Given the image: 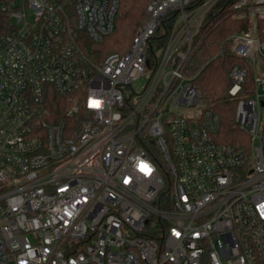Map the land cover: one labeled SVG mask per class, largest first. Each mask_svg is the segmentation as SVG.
<instances>
[{
	"label": "built area",
	"instance_id": "1",
	"mask_svg": "<svg viewBox=\"0 0 264 264\" xmlns=\"http://www.w3.org/2000/svg\"><path fill=\"white\" fill-rule=\"evenodd\" d=\"M219 1L151 0L101 58L119 0H0V264H264V0L231 7L236 145L191 69Z\"/></svg>",
	"mask_w": 264,
	"mask_h": 264
},
{
	"label": "trees",
	"instance_id": "2",
	"mask_svg": "<svg viewBox=\"0 0 264 264\" xmlns=\"http://www.w3.org/2000/svg\"><path fill=\"white\" fill-rule=\"evenodd\" d=\"M150 1L119 0L114 32L102 43L93 44L87 41L88 51L102 54L101 58H104L110 54L109 45L114 44L119 49L116 52H126L131 43L123 44L124 42H118V40L134 36L136 27L140 23L146 22V8ZM235 1L220 0L218 2L203 29L205 33L203 43L191 61L192 74L199 73L194 84L199 90L202 100L209 109L220 116L221 126L218 139L229 145H236L248 139L235 122L237 103L243 98V91L237 97H231L229 95L230 83L227 77L230 67L237 62V59L230 53L232 43L229 37L249 29L248 20L233 19L234 11L231 7ZM210 21H214V24L208 28ZM117 23L120 32L117 31ZM221 51L224 52V55L216 57Z\"/></svg>",
	"mask_w": 264,
	"mask_h": 264
},
{
	"label": "rangeland",
	"instance_id": "3",
	"mask_svg": "<svg viewBox=\"0 0 264 264\" xmlns=\"http://www.w3.org/2000/svg\"><path fill=\"white\" fill-rule=\"evenodd\" d=\"M144 23V22H143ZM143 23H140L137 27H136V29H135V32H136V30L143 24ZM117 31L118 32H120V28H119V26H118V23H117ZM135 34V33H134ZM133 37L134 36H132V37H130V38H128V39H119L118 40V42H124L123 44H126V42H128V43H131L130 41H132V39H133ZM110 42V41H109ZM117 43V42H116ZM110 44V43H109ZM119 45V44H118ZM130 45V44H129ZM108 49H109V53H113V52H116V51H119V49L118 48H116V46L114 45V44H110L109 45V47H108ZM101 56H103L102 54H101ZM107 56V55H106ZM145 82H146V80L145 79H142L141 81H139L138 83H136L134 86H133V88L135 89V91H136V93H141L142 92V87L144 86V84H145Z\"/></svg>",
	"mask_w": 264,
	"mask_h": 264
},
{
	"label": "snow or ice",
	"instance_id": "4",
	"mask_svg": "<svg viewBox=\"0 0 264 264\" xmlns=\"http://www.w3.org/2000/svg\"><path fill=\"white\" fill-rule=\"evenodd\" d=\"M93 106H97L98 107L99 106L98 102H95ZM144 169H147L146 165H142V170H144Z\"/></svg>",
	"mask_w": 264,
	"mask_h": 264
}]
</instances>
